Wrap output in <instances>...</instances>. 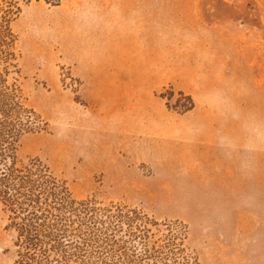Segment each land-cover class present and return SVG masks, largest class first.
I'll return each instance as SVG.
<instances>
[{"label": "rangeland", "instance_id": "1", "mask_svg": "<svg viewBox=\"0 0 264 264\" xmlns=\"http://www.w3.org/2000/svg\"><path fill=\"white\" fill-rule=\"evenodd\" d=\"M53 1L11 26L43 123L18 160L76 200L185 224L200 264H264V0ZM5 225L0 207L12 264Z\"/></svg>", "mask_w": 264, "mask_h": 264}, {"label": "trees", "instance_id": "2", "mask_svg": "<svg viewBox=\"0 0 264 264\" xmlns=\"http://www.w3.org/2000/svg\"><path fill=\"white\" fill-rule=\"evenodd\" d=\"M32 1L0 0V207L13 235L12 264H200L185 224L76 200L45 163L18 160L21 139L43 129L22 95L11 27Z\"/></svg>", "mask_w": 264, "mask_h": 264}]
</instances>
